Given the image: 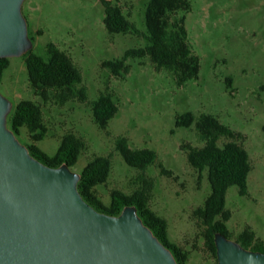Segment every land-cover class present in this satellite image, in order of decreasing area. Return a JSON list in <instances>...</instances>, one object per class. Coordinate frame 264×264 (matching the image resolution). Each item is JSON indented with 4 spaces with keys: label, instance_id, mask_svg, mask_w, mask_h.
I'll return each instance as SVG.
<instances>
[{
    "label": "rangeland",
    "instance_id": "rangeland-1",
    "mask_svg": "<svg viewBox=\"0 0 264 264\" xmlns=\"http://www.w3.org/2000/svg\"><path fill=\"white\" fill-rule=\"evenodd\" d=\"M135 23L142 34H110L104 24L100 0H25L23 14L33 39L32 51L45 55L54 43L65 50L80 68L88 100L43 104L49 132L39 146L49 154L61 138L75 133L86 142L78 163L80 173L94 155L111 157L112 172L96 190L108 204L111 191L132 193L144 179L153 181L151 207L168 221L172 241L190 250L188 264H214L207 252L203 228L193 217L211 192L207 173L192 168L181 149L183 143L203 146L191 128H177L176 115L185 112L211 113L243 136L253 170L248 177L249 195L231 186L226 207L232 212L228 226L235 238L246 225L264 240V0H190L186 28L193 50L201 58L199 78L178 87L167 71L157 72L149 59L129 60L130 72L114 75L103 66L130 48L147 43L145 11L147 0H112ZM232 77V89L226 79ZM110 92L119 111L107 130L95 122L92 101ZM0 92L14 105L35 99L28 83L22 56L10 58ZM120 136L133 148L157 152L158 161L145 172L130 167L116 147ZM29 141L26 134L20 141ZM221 138L220 144L227 142ZM173 172L168 177L158 165Z\"/></svg>",
    "mask_w": 264,
    "mask_h": 264
},
{
    "label": "trees",
    "instance_id": "trees-1",
    "mask_svg": "<svg viewBox=\"0 0 264 264\" xmlns=\"http://www.w3.org/2000/svg\"><path fill=\"white\" fill-rule=\"evenodd\" d=\"M100 2L105 12L104 24L110 34H142L120 5L112 0ZM191 8L190 0H147L144 33L146 45L130 48L121 57L103 62V66L114 75L123 76L130 72L129 60L149 59L157 72L167 71L178 87L197 80L201 70V58L193 50L186 28V14ZM22 57L26 63L30 88L40 100L18 101L8 116V126L19 139L26 134L29 141L23 139L25 145L31 155L42 163L51 167L68 164L73 168L87 148L82 137L72 132L65 134L53 154L44 151L39 142L45 140L49 132L43 104L50 100L59 104L88 100L82 72L73 58L54 43L46 45L45 55L29 50ZM9 66L10 58L0 59V84ZM226 83L232 89V77H228ZM91 105L96 124L100 129L107 130L110 121L119 111L114 96L108 91L103 92ZM175 124L177 128L193 129L203 143L200 147L183 143L181 149L186 153L189 165L200 173L206 172L210 183L211 192L204 203L193 211V217L203 228L204 244L207 252L215 259L214 264H218L216 233L226 235L246 249L264 253V240L258 237L250 225H246L235 238L228 226L232 217V212L226 207L228 189L235 185L241 196H248V177L253 170L250 154L242 143V134L211 113L197 115L189 111L177 114ZM221 138H227L228 141L221 145ZM116 147L130 167L142 172L158 161L156 151L133 148L125 136L117 138ZM158 165L164 175L173 176V172L165 168L162 162ZM111 172L112 160L109 156L94 155L88 161L80 171L81 179L78 183L84 200L97 211L114 216L120 215L126 206H135L144 224L172 251L178 264H188L190 250L171 240L167 219L151 207L153 181L144 179L143 184L132 193L113 189L111 200L106 204L98 196L96 188L107 183Z\"/></svg>",
    "mask_w": 264,
    "mask_h": 264
},
{
    "label": "water",
    "instance_id": "water-1",
    "mask_svg": "<svg viewBox=\"0 0 264 264\" xmlns=\"http://www.w3.org/2000/svg\"><path fill=\"white\" fill-rule=\"evenodd\" d=\"M25 0H0V59L33 47ZM14 104L0 92V264H178L135 206L97 211L78 189L81 174L31 155L8 126ZM218 264H264V253L215 234Z\"/></svg>",
    "mask_w": 264,
    "mask_h": 264
}]
</instances>
